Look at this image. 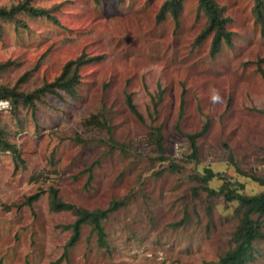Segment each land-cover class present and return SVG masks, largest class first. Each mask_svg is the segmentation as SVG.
<instances>
[{"label":"rangeland","instance_id":"374dc122","mask_svg":"<svg viewBox=\"0 0 264 264\" xmlns=\"http://www.w3.org/2000/svg\"><path fill=\"white\" fill-rule=\"evenodd\" d=\"M161 1L31 0L52 7L57 21L23 12L25 26L0 20L2 84L29 91L67 59L97 56L80 65L73 94L0 109L16 150L0 149V201L9 204L0 205V264H200L232 244L237 201L208 194L195 172L210 166L212 187L229 175L242 193L264 188L249 175L264 176V33L252 0H217L233 33L210 54V35L193 43L205 20L196 0H182L177 23L168 13L156 21ZM96 111L107 127L83 126ZM204 123L189 159L182 133ZM156 125L163 158L149 135ZM49 186L87 209L122 200L101 221L105 246L85 223L61 255L74 215L48 207ZM252 243L247 264H264V237Z\"/></svg>","mask_w":264,"mask_h":264},{"label":"trees","instance_id":"16d2710c","mask_svg":"<svg viewBox=\"0 0 264 264\" xmlns=\"http://www.w3.org/2000/svg\"><path fill=\"white\" fill-rule=\"evenodd\" d=\"M182 0H162L156 12V21L164 18L168 13L173 17L177 23V17L181 9ZM52 7H43L32 5L31 0H17L8 5H0V20H13L16 24L23 26L24 22L21 21L16 15L20 12L27 13L32 16H45L52 18L56 22L55 16L52 14ZM197 11H201L205 20L202 28L195 35L193 43L201 42L206 36L210 35L209 48L210 54L217 52L222 42L231 44L232 30L226 27L227 21L230 16L224 13V5L220 4L217 0H196ZM252 11L255 21L259 23L261 32L264 33V0H252ZM1 31V24H0ZM97 56H89L80 53L73 58L67 59L61 66L60 71L49 81H43L40 85L32 88L29 91L17 89L15 85H6L0 83V98L7 99L11 107L16 105H25L31 108L35 107V101L41 99V96L46 93H65L73 94L75 85L79 82V67L85 62ZM7 61L0 62V70L4 67ZM258 69L259 66H258ZM262 71V70H261ZM262 74L264 72L262 71ZM125 103L127 107L141 119V114L135 108L134 103L131 101L130 93H125ZM85 127H107L105 117L101 111L91 112L81 121ZM206 127V123L202 128L192 132H183L185 139L188 143V154L186 157L195 159L196 157V143L195 138ZM152 143L159 153L160 158H163L164 145L161 141V134L159 127L151 126L149 130ZM0 149H9L15 152L13 144L8 142L4 137V130L0 126ZM227 158L233 163L231 153L227 154ZM172 169H177L174 164ZM238 171V169H237ZM240 173H243L239 170ZM238 171V172H239ZM215 174L210 166H203L202 172H195V176L199 181L200 186L206 190L208 194L221 193L225 200L235 199L237 201L233 211L237 217V223L231 234L232 244L224 249L216 259L204 260L200 264H247L248 261L253 259L254 245L252 241L256 238L264 237V232L261 229L264 219V188L254 193H242V183L234 176L231 177L221 176V183L217 187H212L207 184V181ZM253 180L264 184V176H258L250 173ZM122 200H111L104 208L87 209L67 202L59 198L56 194V188L53 186L48 187V207L52 210L68 209L74 218L72 221L63 225L69 227L70 233L65 241V246L62 251V256H66V247L72 244L79 235V228L81 224H89L91 231L95 233L96 241L99 245H106L105 232L103 230L101 221L107 215V212L119 204ZM0 205L7 209L9 204L0 201ZM55 261V264H57Z\"/></svg>","mask_w":264,"mask_h":264},{"label":"built area","instance_id":"2783aa9c","mask_svg":"<svg viewBox=\"0 0 264 264\" xmlns=\"http://www.w3.org/2000/svg\"><path fill=\"white\" fill-rule=\"evenodd\" d=\"M8 106V101L7 99L0 98V109L5 108Z\"/></svg>","mask_w":264,"mask_h":264},{"label":"clouds","instance_id":"9594fccd","mask_svg":"<svg viewBox=\"0 0 264 264\" xmlns=\"http://www.w3.org/2000/svg\"><path fill=\"white\" fill-rule=\"evenodd\" d=\"M213 99H216V97H215V96H213Z\"/></svg>","mask_w":264,"mask_h":264}]
</instances>
